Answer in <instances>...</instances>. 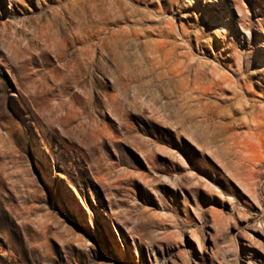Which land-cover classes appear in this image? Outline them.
<instances>
[{
  "label": "rangeland",
  "instance_id": "1",
  "mask_svg": "<svg viewBox=\"0 0 264 264\" xmlns=\"http://www.w3.org/2000/svg\"><path fill=\"white\" fill-rule=\"evenodd\" d=\"M217 1L0 0V41L24 54L28 67L17 70L0 44V264H156L147 243L160 264H236V249L238 264H264V120H250L264 111V63L256 55L264 61V0ZM82 14L96 16L90 69L73 46L59 60L48 41L54 33L70 45L72 21ZM40 28L45 41L34 34ZM112 31L127 37L115 54L98 45L112 42ZM196 66L207 69L198 78ZM237 66L250 93L212 83L211 68L224 81L236 80ZM180 93L191 96L182 111ZM113 96L120 100L107 106ZM170 99L172 124L151 116L149 103ZM207 119L214 125L206 130L198 121ZM101 123L109 131L103 143ZM136 143L171 145L156 159L165 170L151 171ZM98 164L113 185L96 181ZM124 223L136 226L137 249Z\"/></svg>",
  "mask_w": 264,
  "mask_h": 264
},
{
  "label": "bare ground",
  "instance_id": "2",
  "mask_svg": "<svg viewBox=\"0 0 264 264\" xmlns=\"http://www.w3.org/2000/svg\"><path fill=\"white\" fill-rule=\"evenodd\" d=\"M172 1V0H171ZM211 2H215V4H217V0H210ZM172 3V2H171ZM175 3V2H174ZM243 7V6H242ZM239 9V8H238ZM82 10V9H81ZM123 10V9H122ZM83 11V10H82ZM118 11V10H117ZM80 12V11H79ZM84 13V12H83ZM88 13V12H87ZM80 14V13H79ZM91 14V13H90ZM119 14V13H118ZM120 15V14H119ZM122 15V14H121ZM222 15H227V14H222ZM54 16V15H53ZM62 16V15H61ZM67 16V15H66ZM76 16V19L74 20V21H72L73 22V24H74V30H72L73 32H72V36L70 37V45H69V43L68 42H65L64 41V39H62V38H59L58 37V35H55L54 33L53 34H51V35H49L48 37H49V39H48V41H49V43L52 45V47L54 48V50H55V54H56V57L59 59V60H64L65 59V57H66V55H68L67 54V52H68V50L71 48V46H73L74 47V54H76V56L78 55V54H80V56L82 57V61L86 64V65H88V67L87 68H89L90 69V67L92 66V63L94 62V52H95V47H96V43L94 42V38H95V32H94V30H93V26H94V24H95V22H96V16L95 15H75ZM117 15H115L114 17H116ZM62 17H65L64 15L62 16ZM54 18V21H56V22H58L59 20H60V15L57 17V16H54L53 17ZM120 18V17H119ZM220 21V20H219ZM219 21H217V19L215 20V23H218V25L219 26H221V24H220V22H222V23H224L223 21H224V17L222 18V20L219 22ZM55 22V23H56ZM215 26V25H214ZM222 26H224V25H222ZM49 28V27H48ZM259 28H260V25H259ZM263 28V27H262ZM262 28H260L261 29V31H262ZM51 29V28H50ZM49 29V30H50ZM241 29H242V35H244L245 36V38H247V39H250L251 38V35L249 34V27H246V26H242L241 25ZM54 31V30H53ZM117 31V30H116ZM260 31V32H261ZM259 32V31H258ZM45 33L47 34V32H44V30H43V28L41 29H39L38 31H35V36H37V34H39V36L42 38H40L41 40H44L43 39V37H45L46 35H45ZM120 34L121 33H116L115 31H112V32H110V38L113 40L112 42H106L107 40H104L102 43H99L98 45L100 46V47H102L104 44H106L107 46H108V48H109V50H110V52L112 51V54H115L119 49H120V47H122V46H124V43L125 42H127V41H125L126 40V38L123 36H121L120 37ZM185 34V33H184ZM48 35V34H47ZM104 39V38H103ZM45 41V40H44ZM47 41V42H48ZM1 43V45H3V43H4V41H0ZM3 42V43H2ZM30 42V41H29ZM31 43V42H30ZM46 43V42H45ZM44 43V44H45ZM47 44V43H46ZM258 44L262 47V48H264V40L262 39V37L261 36H258ZM125 45H126V43H125ZM4 46H5V43H4ZM4 46H2V48L4 47ZM7 46V45H6ZM5 46V47H6ZM11 46V45H10ZM30 46H31V44H30ZM47 46V45H46ZM9 47V46H8ZM25 47H27V46H25ZM49 47H51L50 45H49ZM10 48V47H9ZM9 48H7L6 47V49L3 51V50H1L2 52H4L5 53V55H4V53H3V55L6 57V56H9V57H11L12 59H13V61H14V64H15V68H16V65H17V67L19 68V69H17V70H19L20 72H24L25 71V68H28V67H26V65H27V63H25V61L23 62H21L20 60H21V58H23V55H22V57H21V55H19L20 53H18V52H14V51H10V49ZM24 48V47H23ZM22 48V49H23ZM44 48V47H43ZM99 48V47H98ZM1 49V48H0ZM31 49V48H30ZM14 50V49H13ZM19 50V49H18ZM17 50V51H18ZM26 49H24L23 51H25ZM33 50V49H32ZM41 50V49H40ZM16 51V50H15ZM22 51V50H21ZM28 51V50H27ZM20 52V51H19ZM22 53H24V52H22ZM69 53V52H68ZM111 54V55H112ZM169 54V53H168ZM41 55H43V53L41 52H39V56L41 57ZM257 57L259 58V60L261 61V62H263L264 63V61H263V58H262V55H260V54H258V52H257ZM1 57V56H0ZM8 58V57H7ZM74 58V57H73ZM24 59V58H23ZM193 59V58H192ZM30 62H33V61H35L36 59H35V56L34 57H31L30 59H28ZM27 60V61H28ZM70 60H72V59H70ZM4 61V60H3ZM73 61V60H72ZM76 61V60H75ZM30 62H28V63H30ZM65 62V61H64ZM64 62H62V64L64 63ZM0 63L3 65V66H6V62L4 63V62H2V60L0 59ZM42 64H40V65H45V62L43 61V62H41ZM192 63V62H191ZM191 63H187V65H185V66H187V67H191V66H193V63L191 64ZM65 64V63H64ZM63 64V65H64ZM66 66V65H65ZM74 66H75V63H74ZM69 67V66H68ZM151 67V66H150ZM197 67V66H196ZM15 68H10L11 69V75H12V77L14 78V80H17V83H15L16 85V87L18 88V89H20L19 87H18V82H19V78L17 77V74H16V70H15ZM70 68V67H69ZM184 68V67H183ZM206 69V68H205ZM205 69L203 68L202 69V66H198L196 69H195V77H197L198 78V75L199 74H201L203 71H205ZM218 69V68H217ZM216 68H211V71H210V73L212 74V77H213V81H212V83L214 84V85H219V86H221L222 84H224L226 81H227V83L229 84V85H226L227 87H229L230 85L231 86H233V87H238L239 89H241V90H244L246 93H250L251 91H250V88H251V84L245 79V78H243V76L241 77V75H240V67L239 66H237V70L235 71L236 73H237V75H235L236 76V80H232V79H230V78H228V79H224V81H222V80H220L221 78H216V75H217V70ZM144 70H146V69H144ZM147 70H149V69H147ZM152 70H153V68H152ZM207 70V69H206ZM165 72V71H164ZM168 72V71H167ZM236 73H234V74H236ZM28 74V73H27ZM162 74V73H161ZM210 74V75H211ZM150 75H153V76H155L154 77V79L152 78L151 79V82L152 81H156V79H158V78H156V74H154V73H150ZM25 76H26V73H25ZM24 76V77H25ZM122 76V75H121ZM222 76V75H221ZM226 76V75H225ZM29 77V76H28ZM27 77V78H28ZM170 77V76H169ZM200 77V76H199ZM229 77H231V76H229ZM23 78V77H22ZM27 78H25V79H27ZM168 78V77H167ZM166 78V79H167ZM196 78V79H197ZM232 78V77H231ZM234 78V77H233ZM21 79V78H20ZM145 79V78H144ZM160 79V78H159ZM28 80V79H27ZM16 82V81H15ZM22 83V82H21ZM27 83V82H26ZM158 83L159 84H165L166 83V81L165 80H161L160 79V81H158ZM141 84V83H140ZM23 85H25V84H23ZM156 85V84H155ZM167 85V84H166ZM21 86V85H20ZM25 86H27V85H25ZM168 86V85H167ZM163 87V86H162ZM22 88V87H21ZM27 87H25V89H26ZM231 88V87H230ZM253 88V87H252ZM28 89V88H27ZM121 90V89H120ZM155 90V89H154ZM19 91V90H18ZM26 91V90H25ZM34 91V90H33ZM33 91H31V92H33ZM65 91V90H64ZM227 91V90H226ZM237 91H238V89H237ZM23 92V91H22ZM27 92V91H26ZM34 92H36V91H34ZM30 93V92H29ZM209 93V92H208ZM31 94H33V93H31ZM35 94V93H34ZM37 94V93H36ZM238 94V93H237ZM30 96V95H29ZM179 96H182L181 98H182V102L180 103V105H179V108H181V109H179V111H182L183 109L182 108H188L189 106H190V101H191V96H189V95H186V94H184V93H180V95ZM34 97H36V95H34ZM109 97V96H108ZM177 98H178V96H177ZM236 98V97H235ZM33 99H35V98H33ZM33 99H31V100H33ZM178 99H180V98H178ZM177 99V100H178ZM120 100V98H118V97H116V96H113V97H111V98H107L106 100H105V104H107V106H110V107H113L114 105H115V103H117L118 101ZM194 100V99H193ZM192 100V101H193ZM35 101V100H34ZM142 101V100H141ZM178 102H180V101H178ZM89 103H91V101L89 102ZM174 102H172V100L170 99V100H168V101H166L165 103H159L158 101L156 102V104H155V108L154 107H152V106H154L153 105V103L152 104H150L149 103V112H150V114H151V116L153 117V116H155V118L157 119V118H161L164 122H170V117H169V115L168 114H166V112H167V110L169 109L168 108V106L169 105H171V104H173ZM241 103V106H240V109L242 110V112H244V113H246V106H244L243 104H242V102H240ZM141 104H146V103H144V102H142ZM189 105V106H188ZM116 106V105H115ZM114 106V107H115ZM175 106V105H174ZM173 106V107H174ZM171 107V106H170ZM33 108V107H32ZM72 108L73 109H75L76 107H75V105H72ZM146 108V107H145ZM77 109V108H76ZM75 109V110H76ZM77 111V110H76ZM75 111V112H76ZM238 111V110H237ZM251 111V110H250ZM82 113V112H81ZM249 113V112H248ZM252 113V112H251ZM74 113H72V115H73ZM99 114V113H98ZM149 114V113H148ZM188 114V113H187ZM190 114V113H189ZM250 114V113H249ZM254 114H255V112H254ZM254 114H250V120L252 121L251 122V124L254 122L255 124L256 123H259L258 121L259 120H264V111H261L260 112V114H257V115H254ZM168 115V116H167ZM194 116V115H193ZM62 118L61 119H63V116H61ZM192 117V116H191ZM188 118V117H187ZM194 117H192V119H193ZM153 119V118H152ZM194 120V119H193ZM63 121V120H62ZM161 121V120H160ZM163 121H161L162 123H163ZM209 120L207 119V120H200V121H198V124H202V125H206L205 127H206V130H207V128H210V127H213V122H208ZM90 122V121H89ZM176 123V122H175ZM244 123H245V121H244ZM120 124H121V129L122 130H124V133L125 134H127L128 132H130V127L127 125V123L124 121V117L122 118V120L120 121ZM166 124V123H165ZM170 124H172L171 122H170ZM210 124V125H209ZM98 125V124H97ZM100 125H102V123L100 124ZM99 125V126H100ZM244 125V124H243ZM59 126V125H58ZM103 127H101L100 128V130H101V133H102V135H97V137H98V139L100 140V142L102 141V143H103V135L105 134V135H107L108 134V128L106 127V126H104V125H102ZM120 126V125H119ZM210 126V127H209ZM260 127V126H259ZM258 127V128H259ZM263 127V126H262ZM63 128V127H62ZM96 128H97V126H96ZM257 128V127H256ZM261 128V127H260ZM118 129V128H117ZM93 129H91V131H92ZM133 130V129H132ZM96 131H98V129L96 130ZM95 131V132H96ZM260 131V130H259ZM206 134H207V132H206ZM109 135V134H108ZM107 135V136H108ZM253 135H254V133H253ZM207 136H208V134H207ZM234 136H236V135H234ZM251 136V135H250ZM111 137V136H110ZM123 137V136H122ZM129 137V136H128ZM215 137V136H214ZM213 137V138H214ZM247 137H249V136H247ZM252 137V136H251ZM107 139H109L108 137H106ZM124 138V137H123ZM191 139L192 140H194L195 141V143L196 144H198V146H200L201 148H206L207 149V146H205L204 144H200L199 143V141H200V139H199V137H197L195 134H192V136H191ZM234 139V138H233ZM250 139H252V138H250ZM248 140V143H249V139H247V138H245L244 139V141H247ZM256 141V140H255ZM238 142V141H237ZM240 144V143H239ZM244 144V143H243ZM163 145H165V144H162V145H160V144H157V143H136V145H134L136 148H137V150L138 151H140V153L144 156V160L145 161H147L148 163H150L151 164V168H149V169H151V171L153 170V169H158V166H157V164H156V159H157V156H158V152L160 151V153L161 152H163L162 150L163 149H172L171 147V145H169V146H163ZM179 145V144H178ZM237 145V144H236ZM246 145V144H245ZM239 146V145H238ZM227 147H228V145H227ZM232 147V146H231ZM231 147H229V148H231ZM225 148V147H224ZM210 149H211V147H210ZM235 149H237V148H235ZM244 149V148H243ZM195 150V149H194ZM209 149H207V151H208ZM213 150V149H212ZM223 150H226V149H223ZM230 150V149H229ZM172 151V150H171ZM228 151V150H227ZM226 151V152H227ZM230 151H232V150H230ZM229 151V152H230ZM164 152H167L168 153V151H164ZM163 152V153H164ZM169 152H170V150H169ZM236 152V151H235ZM244 152V151H243ZM172 153V152H171ZM171 153H169V154H171ZM174 153H175V150H174ZM232 153V152H231ZM237 153V152H236ZM229 154V153H228ZM233 154V153H232ZM243 154V153H242ZM245 154V153H244ZM160 155V154H159ZM213 155L214 156H218V154H217V152L216 151H213ZM239 155H240V153H239ZM170 156V155H169ZM171 156H172V154H171ZM242 156H244V155H242ZM250 157V156H249ZM248 157V158H249ZM218 158V157H217ZM244 158V157H243ZM243 158H241L242 160H243ZM101 159V158H100ZM179 159V158H178ZM245 159V158H244ZM101 160H103V159H101ZM172 160H174L173 158H172ZM171 160V161H172ZM97 161H99V158H97V160H96V162ZM141 161V160H140ZM181 161H182V159H181ZM241 161V160H240ZM247 161H249V162H254L255 160H253V158L252 159H247ZM257 161V160H256ZM261 161L262 160H260L259 162L261 163ZM242 162V161H241ZM258 162V161H257ZM264 162V161H263ZM246 163V162H245ZM137 164V163H136ZM257 164V163H256ZM263 164V163H262ZM259 165H261V164H259ZM164 166V165H163ZM242 166V165H241ZM247 167V166H246ZM255 167H257V166H255ZM163 168V167H162ZM174 168V167H173ZM95 169H96V171L94 172V176H95V178H96V181L98 182V183H100V184H102L103 186H105V187H108V186H110L111 184L113 185L114 183H111V182H108V178L107 177H104V176H102L101 175V173H100V168H99V164L97 165V166H95ZM165 170V169H164ZM163 169H158L157 171H159V172H163L164 171ZM150 173V172H149ZM127 175V174H126ZM137 175H138V177H139V173H137ZM141 176L142 175H144L145 176V174H140ZM149 175V174H148ZM147 175V176H148ZM146 176V177H147ZM152 176V175H151ZM130 177H131V175H130ZM145 177V178H146ZM153 177H154V175H153ZM164 177L166 178V179H170L167 175H165L164 174ZM127 178V177H126ZM125 178V180L127 181V179ZM155 178H158V177H155ZM160 178H158L157 180H159ZM144 180V179H143ZM153 180H154V178H153ZM156 180V179H155ZM156 180V181H157ZM161 181V180H160ZM159 181V182H160ZM119 182V181H118ZM149 182V181H148ZM159 182H156V183H159ZM199 182V181H198ZM153 183V182H152ZM151 183V184H152ZM146 184H147V182H146ZM154 184H155V181H154ZM154 184H152V187H154L153 185ZM200 184V183H199ZM149 186H150V183L148 184ZM201 185V184H200ZM151 187V186H150ZM154 188H157V187H154ZM130 189V188H129ZM108 190V189H107ZM156 190V189H155ZM107 196H108V198H112V196H113V193H112V191H107ZM184 201V205H187L188 203V201L187 200H183ZM199 202H200V199H199ZM174 206V205H173ZM184 207V206H183ZM172 208V207H171ZM76 209H77V211H80L81 212V207L80 206H78V205H76ZM184 209H185V207H184ZM184 212H186V211H184ZM188 213H189V211H187ZM187 213V214H188ZM186 214V213H185ZM189 215V214H188ZM212 222L213 223H216V222H218V220H219V216L218 215H215V214H213L212 215ZM130 219V218H129ZM186 219H188V217L186 218ZM189 221V220H188ZM127 223V222H126ZM126 223H124L125 224V226H126V228L129 230V233L131 234V236H132V241H133V245L135 246V249H137V242L135 241V228H136V226L135 227H133V226H131V225H129V224H126ZM138 226V225H137ZM139 228H140V226H139ZM202 234H203V232H202ZM143 236V235H142ZM119 239L121 240V242L123 243V239L121 238V237H119ZM138 240L140 241V242H142V237L141 236H139L138 237ZM147 247H148V249L149 250H151V252H150V254L152 253V254H154V260H155V263L156 264H160V261H159V259L157 258V256H156V253H155V249L152 247V245L150 244V243H147ZM134 249V250H135ZM161 251H162V253H164V251H163V247L161 246L160 248H159ZM236 251V260H237V263L236 264H238V262H240V258L238 257V251H237V249L235 250ZM235 253V252H234ZM235 255V254H234ZM240 256V255H239ZM262 261V260H261ZM249 262H250V264H257L256 263V261H255V259H253V258H250L249 259ZM173 264H179L177 261H174L173 260ZM229 264V263H228ZM262 264V263H261Z\"/></svg>",
  "mask_w": 264,
  "mask_h": 264
}]
</instances>
